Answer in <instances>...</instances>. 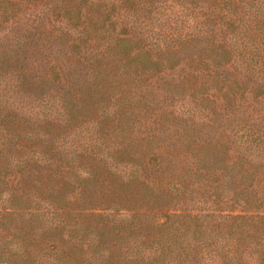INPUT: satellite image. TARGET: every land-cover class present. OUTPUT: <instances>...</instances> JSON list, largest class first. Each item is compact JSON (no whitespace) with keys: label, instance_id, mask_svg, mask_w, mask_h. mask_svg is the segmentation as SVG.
I'll list each match as a JSON object with an SVG mask.
<instances>
[{"label":"trees","instance_id":"obj_1","mask_svg":"<svg viewBox=\"0 0 264 264\" xmlns=\"http://www.w3.org/2000/svg\"><path fill=\"white\" fill-rule=\"evenodd\" d=\"M230 73L264 88V0H0V264H264Z\"/></svg>","mask_w":264,"mask_h":264},{"label":"rangeland","instance_id":"obj_2","mask_svg":"<svg viewBox=\"0 0 264 264\" xmlns=\"http://www.w3.org/2000/svg\"><path fill=\"white\" fill-rule=\"evenodd\" d=\"M230 79L232 81H236V85L239 84L238 86L240 87V92L242 91V94L238 96L237 102L240 103L242 107H245L246 111L249 112L250 115L252 114L250 118L256 121L257 125L264 128V88L256 87L253 82L241 78L233 73H230ZM232 85L235 86V83ZM229 114L236 117L237 111H232ZM234 123L235 121L224 122L216 127L219 128V130L214 136L212 148L216 151L220 150L229 155L231 151V131ZM243 173L244 168H242L240 174ZM244 177L246 178L244 180V184L249 185V187H247L248 190L254 189L256 191H260L261 193L264 192V176L258 169L254 170L252 168H248Z\"/></svg>","mask_w":264,"mask_h":264}]
</instances>
